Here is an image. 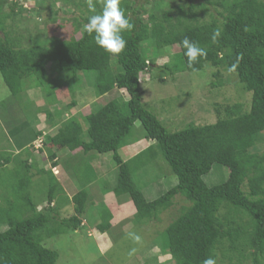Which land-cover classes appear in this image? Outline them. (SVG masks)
Here are the masks:
<instances>
[{
    "label": "trees",
    "instance_id": "obj_1",
    "mask_svg": "<svg viewBox=\"0 0 264 264\" xmlns=\"http://www.w3.org/2000/svg\"><path fill=\"white\" fill-rule=\"evenodd\" d=\"M29 1L0 0V73L11 92V100L4 101L0 108V112L10 109L11 113L0 116V121L2 118L6 126H11V132L14 129L21 133L29 127L31 119L38 125L39 116L44 112L50 125L60 126L55 135L46 137L45 145L51 151V147H56L72 153L80 150L85 154L112 153L119 167L115 194L132 200L137 220L158 219L170 210L178 196L186 198L189 207L166 230L164 251L172 253L174 264H203L208 257L215 258L217 264H264V152L258 150L264 143V0H202L199 3L189 0L179 7L167 0H155L150 11L147 10L149 0L141 5L136 0H121L133 28L123 33L127 45L118 56L100 48L94 34L90 36L86 32L84 25L93 14L87 0H34V10H27ZM60 2L67 5L65 14L80 11V16L74 18L75 34L81 32L80 38H47L48 33L40 30L33 36L28 28L24 30L26 33L20 32L25 13L33 14L39 21L48 13L45 23H55L59 13L55 7ZM93 3L99 12L103 0H93ZM212 8L216 14L211 12ZM217 27L221 35L213 43L212 34ZM185 37L207 52L191 66L182 46ZM173 46L180 47L175 55L179 62L173 68L172 63L163 68L172 69L173 73H195L211 66L217 69L215 77H220L218 83H212L213 88L223 86L222 72H228L236 64V71L230 74L236 75L252 93L250 108L243 104L218 106L215 124L191 125L170 132L144 105L141 77L154 66L164 49ZM81 72L94 80L98 97L116 90L130 96L128 101L119 96L84 117L89 125L87 139L82 115L61 121L63 112L50 109L58 104L59 89L70 81H82ZM30 89H38L45 95L48 108H38L31 102L19 107L21 95ZM68 90L76 98L77 93L71 87ZM32 104L36 110L34 114L31 112L32 118H27ZM77 105L75 99L71 100L66 109L72 110ZM18 117L19 127L15 126ZM137 122H141L145 134L136 143L147 140L152 145L125 162L119 151L129 146L127 138ZM38 130L34 138L43 135ZM33 142L21 152H0V169L11 164L19 166L15 170L18 182L13 181L15 198L8 201L0 195V264H58L59 254L43 245L46 236L81 228L87 194L81 192L75 197L77 216L60 217V205L66 203L57 200L61 185L53 173L48 195L50 205L38 210L31 187L33 178L40 174L34 170L41 169L37 163L30 162ZM156 150L161 152L178 182L159 199L148 201L134 182L133 165ZM50 159L53 168L60 166L54 153ZM215 165L226 167L229 178L221 185L209 187L204 177ZM55 200L58 203L53 206ZM3 227L6 229L2 230ZM110 227L102 228V232Z\"/></svg>",
    "mask_w": 264,
    "mask_h": 264
},
{
    "label": "rangeland",
    "instance_id": "obj_2",
    "mask_svg": "<svg viewBox=\"0 0 264 264\" xmlns=\"http://www.w3.org/2000/svg\"><path fill=\"white\" fill-rule=\"evenodd\" d=\"M145 1L136 0V3L141 5ZM154 1L149 0L147 10H152ZM167 1L177 7L189 2V0ZM194 1L196 3L203 2L202 0ZM34 7V0H30L26 5L27 10H34ZM55 8L59 11L57 21L48 25L45 23L48 20V13L43 15L40 21L35 16L33 17V14L25 13L23 26L20 25V32L28 28L29 33H32L33 36L40 30L48 33L47 38L57 37L64 40H70L73 36L80 38L81 32L75 34L74 25V18L80 16V11L65 14L67 5L62 2L58 3ZM213 9L211 12L216 14ZM72 10L75 9L72 8ZM153 51L155 52V50ZM179 52V46L164 49L154 66L141 77L144 105L159 118L170 132L175 133L191 125L215 124L217 122L216 107L218 106L243 104L250 108L252 93L245 89L236 75L222 72L223 86L213 88L212 83H218L220 77H215L217 69H213L211 66H206L203 71L195 73L187 71H175L173 73L172 69L163 68L164 65L170 63H172L171 68L175 67L179 62V57L176 58L175 55ZM116 69V66H114L115 71ZM80 77L82 81L79 83L71 81L69 85L65 83L77 93L76 98H74L78 102L77 107L72 110L66 109L67 105L74 99L68 87L64 85L56 93L58 104L50 109L54 111L58 109L63 112L61 121L82 115L81 122L85 129V139H87L86 133L89 125L84 117L91 116L92 113L119 96H122L126 101L130 100V96L125 91L116 90L103 97H98L94 80L88 78V74L84 72L79 73ZM10 100L11 92L0 73V108H3L4 101L9 102ZM25 102L34 103L38 108L43 106L48 108L45 95L38 89H30L24 92L17 104L20 108H23L25 104H31ZM34 105L32 104L29 107L31 111L26 113L27 118L28 116L32 118L31 112L34 114L36 110ZM8 112L11 113L10 109H8ZM8 112L1 110L0 116L6 115ZM19 118L16 119L15 126H18ZM39 118L38 125L37 121L31 119L29 127L21 133L16 132L14 129L11 132L12 127L6 126L5 121L1 118L0 152H21L23 148L28 149L27 146L34 140L33 155L30 157V162L37 163L41 170L38 168L34 170L35 174H40L33 178L31 195L39 205L38 210L40 211L50 205L48 195L54 178L52 173L55 174L61 185V189L60 186L58 187L57 200L66 203L64 206L60 205L62 207L60 217L71 218L77 216L75 197L81 192L87 194L84 214L81 216V228L77 231H66L54 237L46 236L43 242L46 248L59 254L58 264H174L172 253L164 251L167 246L166 230L183 212V209L189 207L188 200L178 196L170 210L163 212L158 219L152 221L137 220L135 216L129 214L124 217L125 221L111 222L113 214L117 211L116 205H121V212L123 210L122 206H130L132 210H135L134 204L128 196L118 197L115 194L114 189L118 185L119 167L113 154L102 155L97 152L85 154L82 150L72 153L69 150H60L56 147H51V151L45 145L47 144L46 137L55 135L60 126L50 125L44 112L40 114ZM21 121H24L22 114ZM37 130L42 132L43 135L34 138ZM144 134L141 122H137L127 138L129 146L123 147L119 151L125 162L135 158L152 145V142L147 140L141 142V144H136L139 139L144 137ZM258 150L261 153L264 152V143L258 147ZM156 151L155 154L144 155L140 160L135 161V165H133L135 168L133 173L134 182L143 191L148 201L159 199L175 187L178 182L161 152ZM52 153L56 155V161L60 163V166L56 169L52 167L53 162L50 159ZM22 155H25V153ZM17 168H19L18 165L11 164L0 169V195L8 201L15 198L13 181L18 182L15 181L17 177L15 170ZM52 168L54 172L51 171ZM228 178L229 170L226 167L215 165L211 173L204 177V181L209 187H213L223 184ZM109 195L112 200H109ZM106 200L111 205H107ZM57 203L55 200L52 205H57ZM106 205L109 206L110 210L107 209ZM108 225L113 228L106 229L102 233V228ZM1 229L5 230L6 227ZM134 236H139L140 240L136 241Z\"/></svg>",
    "mask_w": 264,
    "mask_h": 264
},
{
    "label": "clouds",
    "instance_id": "obj_3",
    "mask_svg": "<svg viewBox=\"0 0 264 264\" xmlns=\"http://www.w3.org/2000/svg\"><path fill=\"white\" fill-rule=\"evenodd\" d=\"M87 4L89 11L93 14L88 17V23L84 25L86 32L90 36L94 34L95 43L100 48L114 56H118L127 45L123 33L133 28L132 23L121 7V0H103V5L99 12L96 11V5L93 0H87ZM220 35L221 29L217 27L212 34L213 43L217 42ZM182 46L185 49L184 55L187 57L190 66L207 55L205 48L188 37L182 40ZM236 68L237 65L233 64L227 71L232 73L236 71ZM51 171H53V168ZM134 239L139 241L140 237L134 236ZM203 264H217V260L213 257H208L204 259Z\"/></svg>",
    "mask_w": 264,
    "mask_h": 264
},
{
    "label": "crops",
    "instance_id": "obj_4",
    "mask_svg": "<svg viewBox=\"0 0 264 264\" xmlns=\"http://www.w3.org/2000/svg\"><path fill=\"white\" fill-rule=\"evenodd\" d=\"M143 141H145V140H142V141H140L139 143H136V144H137V145H138V144H141V142H143ZM146 142H147V141H146ZM147 143H148V142H147ZM126 147H128V146H126ZM108 197H109V200H110V199H111V198H110V195H109ZM106 198H107V197H106ZM111 200H112V199H111ZM106 201H107V200H106ZM106 204L108 205V204H110V202L107 201ZM107 205H106V206H107ZM110 205H111V204H110ZM115 205H116V204H115ZM108 207H109V206H107V209L110 210ZM120 207H121V205H119V206L116 205V209H117V211L115 212V214H113L114 216H113V219H112L111 222L125 221L126 219H125L124 217H125L126 215H129V214H130V216H135V214H136V209H135V210H132L130 206H129V207L122 206V207H123V210H122V212H121ZM134 208H135V206H134ZM112 228H113V227H111L110 229H112Z\"/></svg>",
    "mask_w": 264,
    "mask_h": 264
}]
</instances>
